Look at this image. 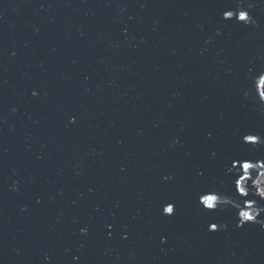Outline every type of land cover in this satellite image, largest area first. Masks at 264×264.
Wrapping results in <instances>:
<instances>
[{
  "label": "water",
  "instance_id": "1",
  "mask_svg": "<svg viewBox=\"0 0 264 264\" xmlns=\"http://www.w3.org/2000/svg\"><path fill=\"white\" fill-rule=\"evenodd\" d=\"M262 81L264 0H0V264H264Z\"/></svg>",
  "mask_w": 264,
  "mask_h": 264
},
{
  "label": "snow or ice",
  "instance_id": "2",
  "mask_svg": "<svg viewBox=\"0 0 264 264\" xmlns=\"http://www.w3.org/2000/svg\"><path fill=\"white\" fill-rule=\"evenodd\" d=\"M226 18H231V14H228ZM264 82V81H262ZM264 84V83H262ZM262 96H264V92L261 93ZM243 141L248 144H257L258 139L256 135H245L243 137ZM253 167V163L248 158H240L235 157L230 162V169H235L238 171V175L235 177L233 182L234 191H238L240 195H246L242 188V183L244 181L251 182L252 181V175L250 174V169ZM247 170V175L245 174ZM215 200L217 197L215 194L209 193V194H201L198 198V203H200L203 207L207 208L208 210H214L211 207V204L208 203L209 200ZM163 214H166L168 216H172L175 214V204L174 202H168L162 207ZM242 215V213H241ZM248 221H252V217H247ZM211 230L215 231L217 229V225L213 224L211 225Z\"/></svg>",
  "mask_w": 264,
  "mask_h": 264
},
{
  "label": "clouds",
  "instance_id": "3",
  "mask_svg": "<svg viewBox=\"0 0 264 264\" xmlns=\"http://www.w3.org/2000/svg\"><path fill=\"white\" fill-rule=\"evenodd\" d=\"M262 83H264V82H262ZM245 174L247 175V170H246ZM259 182H264V175H262L260 177V181ZM261 195H264V191L261 192ZM208 203L211 204L212 203V200L210 199L208 201ZM242 217H245V218L250 217V214L248 212H243L242 213Z\"/></svg>",
  "mask_w": 264,
  "mask_h": 264
},
{
  "label": "bare ground",
  "instance_id": "4",
  "mask_svg": "<svg viewBox=\"0 0 264 264\" xmlns=\"http://www.w3.org/2000/svg\"><path fill=\"white\" fill-rule=\"evenodd\" d=\"M263 85H264V84H263ZM262 175H264V173H262V174L258 177V179H257V184H258V185L261 184V185H259V192H260V194H261L262 191H264V182H259V181H260V177H261ZM263 196H264V195H263Z\"/></svg>",
  "mask_w": 264,
  "mask_h": 264
},
{
  "label": "rangeland",
  "instance_id": "5",
  "mask_svg": "<svg viewBox=\"0 0 264 264\" xmlns=\"http://www.w3.org/2000/svg\"><path fill=\"white\" fill-rule=\"evenodd\" d=\"M263 92H264V85H263ZM258 190H259V186H258Z\"/></svg>",
  "mask_w": 264,
  "mask_h": 264
}]
</instances>
